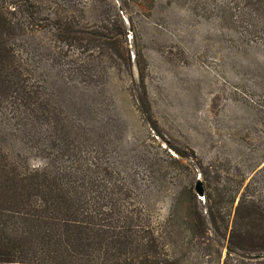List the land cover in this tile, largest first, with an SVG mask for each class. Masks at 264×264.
Instances as JSON below:
<instances>
[{
    "label": "rangeland",
    "instance_id": "rangeland-1",
    "mask_svg": "<svg viewBox=\"0 0 264 264\" xmlns=\"http://www.w3.org/2000/svg\"><path fill=\"white\" fill-rule=\"evenodd\" d=\"M31 2L0 0V50L8 68L29 64L26 76L44 98L34 113L46 116L30 124L29 135L44 138L36 144L19 134V114L7 98L0 105L1 155L53 174L83 160L93 165L98 188L115 183L129 190L128 200L146 206L154 221L167 218L176 191H194V177L203 182L204 172L232 189L244 180L235 205L264 206V46L237 52L219 24L189 7L167 8V0L143 11L134 0H40L36 8ZM129 16L146 46L143 87L135 67L118 72L107 51L80 55L55 28L68 17L75 28L106 34ZM4 20L23 31L14 34ZM34 24L45 28L26 29ZM111 37L121 39L115 31ZM131 39L128 30L133 61ZM97 58L105 62L104 78L84 83L79 74L87 76L85 64Z\"/></svg>",
    "mask_w": 264,
    "mask_h": 264
},
{
    "label": "trees",
    "instance_id": "trees-1",
    "mask_svg": "<svg viewBox=\"0 0 264 264\" xmlns=\"http://www.w3.org/2000/svg\"><path fill=\"white\" fill-rule=\"evenodd\" d=\"M29 1L33 8L40 5V0ZM53 2L58 5V0ZM134 4L143 11L157 6L159 0H134ZM172 5L189 7L199 18L219 24L226 33L223 39L237 52L264 46V0H167V8ZM29 16L35 20L34 12ZM44 28L26 27L28 31ZM55 28L80 55L102 57L107 51L118 72L133 73L135 67L138 83L144 86L146 46L132 17L114 29L120 40L112 38L114 31L108 29L104 34L75 28L68 17ZM10 29L14 34L23 31ZM1 57L0 50V105L10 98L11 110L19 114L15 116L20 132L22 128L19 134L39 144L44 138L39 132L37 137L29 135L31 123L46 120L33 109L44 107V98L37 96L39 85L26 76L29 64L18 61L8 68ZM100 59L96 65L85 64L88 77L79 74L84 83L104 78L105 62ZM24 112L27 118L21 116ZM8 158L0 154V264H264V206L243 200L235 205L243 179L232 189L213 184L204 172L203 199L192 186L178 189L169 216L154 221L146 206L128 200L129 190L115 183L98 188L93 165L83 160H76L71 168L61 166L53 174L23 169Z\"/></svg>",
    "mask_w": 264,
    "mask_h": 264
},
{
    "label": "water",
    "instance_id": "water-1",
    "mask_svg": "<svg viewBox=\"0 0 264 264\" xmlns=\"http://www.w3.org/2000/svg\"><path fill=\"white\" fill-rule=\"evenodd\" d=\"M194 191H195L196 195L200 199H203L204 198V196H205V189H204L203 182L201 181L200 178H197V181H196L195 187H194Z\"/></svg>",
    "mask_w": 264,
    "mask_h": 264
}]
</instances>
